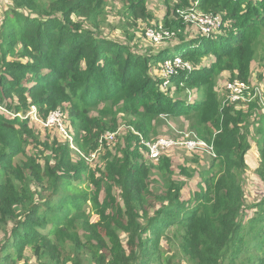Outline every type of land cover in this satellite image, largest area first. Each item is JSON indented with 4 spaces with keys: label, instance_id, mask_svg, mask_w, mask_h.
<instances>
[{
    "label": "trees",
    "instance_id": "16d2710c",
    "mask_svg": "<svg viewBox=\"0 0 264 264\" xmlns=\"http://www.w3.org/2000/svg\"><path fill=\"white\" fill-rule=\"evenodd\" d=\"M8 1L0 18V108L22 118L0 113L1 264H18L26 250L42 264H157L170 228L181 234L182 263L264 264V196L246 207L244 192L249 119L257 123L256 176L264 179V107L257 99L244 109L223 106L217 89L223 75L252 85L253 63L264 71V0H192L196 10L219 17L220 27L187 41L174 34L170 40L180 41L162 59L135 51L132 37L109 39L89 23L105 0ZM118 1L134 20L149 18L146 0ZM174 17L164 31L184 30L176 11ZM175 57L192 71L162 89V64ZM31 107L41 121L63 112L77 152L56 128L25 118ZM177 118L212 145L208 168L221 169L188 200L179 175L195 173H175L163 156L149 164L142 144L155 131L151 123ZM122 121L114 143L100 145ZM36 128L54 137L41 141ZM93 153L102 164L85 160Z\"/></svg>",
    "mask_w": 264,
    "mask_h": 264
},
{
    "label": "rangeland",
    "instance_id": "374dc122",
    "mask_svg": "<svg viewBox=\"0 0 264 264\" xmlns=\"http://www.w3.org/2000/svg\"><path fill=\"white\" fill-rule=\"evenodd\" d=\"M188 6H181L180 0H146V9L149 15V18L147 21L139 20V19H133V17L129 14V10L127 7H125L121 2L118 0H105L104 5L102 6L101 12H94L90 18V24L93 23L95 26H97L98 31L102 33L103 36L109 39L117 40L119 42H125V39L132 37L133 38V44L135 46V51H141L142 53L146 52L149 55L158 54L159 58L162 59L166 54H170V52H163L165 50L172 49L179 41L180 38H174L173 40H168L162 43V45H153L150 42H148L144 38V31L147 27H162L164 24V21H169L170 19L176 18L175 11L177 14V11H184L187 16H190L191 11L193 10L192 14H204L202 13L198 7L197 10L194 9V3L192 0H187ZM176 6H179L180 8H177L175 11L174 8ZM11 5L8 0H0V18L4 14V12L8 9H10ZM208 15V14H204ZM179 18V16H178ZM85 27L88 28V25H85ZM169 32L174 33L177 35L178 33H182L184 36V40H190L194 37H197L199 35V32L190 23H186L185 28L183 31L170 30ZM173 55H179V50L175 49L171 51ZM211 63L210 57L203 60L201 65H208ZM258 67L255 63L251 66V83L252 85L264 86V82L257 83L255 80V77L257 74H263L264 71L261 72V69L257 70ZM259 71V72H258ZM228 78L227 75H223L221 78H219L217 89L221 91V93L224 95V99L226 96V92L224 89V84L227 82L226 79ZM262 93V92H261ZM194 98L196 95L191 94ZM192 97V98H193ZM224 101V100H223ZM255 101V100H254ZM252 101V102H254ZM251 103V102H250ZM247 104H241V108H246ZM238 105V104H235ZM59 111V110H57ZM63 114V112H61ZM122 119V117H120ZM123 122V123H122ZM120 122V127H125L124 121ZM248 125L250 126V134L248 137V142L250 144V150L247 152L245 156V162L247 163V173L244 177V192H245V206H249L253 204V202H256L260 200L264 196V179H261L256 176V170L258 169L260 165V157L258 153V146L256 142L258 141V136L255 135V132L253 130L252 126H256V121L248 120ZM119 127V128H120ZM151 129H154L155 131L150 134L147 141L155 140L157 138H173L176 140H179L181 137V133H190L188 129V124L186 121L182 119H168L166 123L162 125H157L154 123H151L150 126ZM118 129V128H117ZM116 129V130H117ZM115 130V131H116ZM35 135L38 136V138L41 141L51 139L54 137L52 134L53 131H42L41 129L36 128ZM73 130H71V134L68 133L71 140L67 141L69 142V148L73 150L72 147L75 148V145L73 144ZM192 133V132H191ZM196 133H194L195 135ZM196 137L199 139H202L201 135L196 134ZM112 148V146H111ZM76 149V148H75ZM106 150V149H105ZM36 150H33V146L28 147L27 152L28 154H35ZM103 151H101V154ZM163 157H167L168 161L170 162V166L173 169L175 173H178V167L188 169L189 172H194V177L191 179H186L183 176H180V180L185 183L182 191L183 198L186 200L192 199L193 194L197 193L198 191H202L204 189V186L202 184V181H204L209 176H212L218 172L221 173V169L216 167V164H214L215 168H208L212 163V157H210L207 153L201 150H195V151H188L184 148H176L174 150H171ZM196 161V165L192 164V160ZM97 156L95 157V160L90 163L92 166L97 164L98 162ZM148 161V160H147ZM149 162V161H148ZM102 164V161H99L100 165ZM150 164V162H149ZM156 166L159 163H154ZM155 178V177H154ZM156 179V178H155ZM246 215L250 216L251 212L248 211ZM165 236L162 238V241L160 243L162 247V256L161 261H159L157 264H188L186 259H184V262L182 263V255L179 252V241L178 239L181 237V234L175 231V228H170L169 231H166ZM122 240L124 241V235H122ZM171 241H169V240ZM25 258L24 260L18 262V264H23L26 262V264H42V262L39 260V262L36 261V258L32 256L30 250L25 251ZM85 259V258H84ZM179 259V263H178ZM1 264V262H0ZM86 264H89L86 262ZM93 264V263H92Z\"/></svg>",
    "mask_w": 264,
    "mask_h": 264
},
{
    "label": "built area",
    "instance_id": "2783aa9c",
    "mask_svg": "<svg viewBox=\"0 0 264 264\" xmlns=\"http://www.w3.org/2000/svg\"><path fill=\"white\" fill-rule=\"evenodd\" d=\"M195 9V8H194ZM190 16H187L184 11H177V15L185 23H190L200 32L201 35L209 36L214 30L218 29L221 25L219 17L212 15H200L192 14L193 10H190ZM174 37V33L164 31L162 27H147L144 31V38L153 45H161L163 42L168 41ZM192 71V67L189 63L182 61L180 58L175 57L171 61L163 62L162 70L160 73L162 79V89L168 86V80L176 75L184 72ZM226 92L223 106L235 105V104H247L254 100H259L264 107L261 99V89L256 86L240 82L239 80L229 81L224 84ZM0 113H4L9 117H17L21 119V115H13L12 113L5 112L0 108ZM31 122L38 123L46 128H56L65 139L71 140L68 135V131L63 123V114L61 111H53L48 114L45 121L39 120L34 107H31L30 111L25 115ZM121 127L112 133H105L99 139V144H112L115 138L121 133ZM70 134V133H69ZM141 138V137H140ZM142 140V138H141ZM142 144L145 147V156L151 163H157L163 154L174 150L176 148H184L188 151L201 150L207 153L210 157L216 158L214 149L211 144H207L202 139L196 137L193 133H181L179 140L163 137L155 140L143 141ZM74 151L77 150L72 147ZM96 153L91 154L85 160L89 163L95 160Z\"/></svg>",
    "mask_w": 264,
    "mask_h": 264
}]
</instances>
